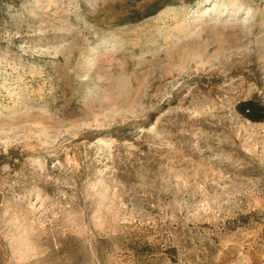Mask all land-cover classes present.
Returning <instances> with one entry per match:
<instances>
[{"label":"rangeland","instance_id":"374dc122","mask_svg":"<svg viewBox=\"0 0 264 264\" xmlns=\"http://www.w3.org/2000/svg\"><path fill=\"white\" fill-rule=\"evenodd\" d=\"M248 100L264 0L1 2L0 264H264Z\"/></svg>","mask_w":264,"mask_h":264},{"label":"trees","instance_id":"16d2710c","mask_svg":"<svg viewBox=\"0 0 264 264\" xmlns=\"http://www.w3.org/2000/svg\"><path fill=\"white\" fill-rule=\"evenodd\" d=\"M9 0H0L1 2H8ZM160 9H156L155 11L142 16L140 19L136 21H140L144 18L153 16L157 14ZM237 111L247 120H250L255 123H264V104L256 101V100H248L241 102L237 106Z\"/></svg>","mask_w":264,"mask_h":264}]
</instances>
